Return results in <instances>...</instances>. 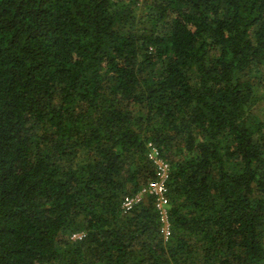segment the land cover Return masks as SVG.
Returning <instances> with one entry per match:
<instances>
[{"label":"trees","instance_id":"1","mask_svg":"<svg viewBox=\"0 0 264 264\" xmlns=\"http://www.w3.org/2000/svg\"><path fill=\"white\" fill-rule=\"evenodd\" d=\"M0 264H264V0H0Z\"/></svg>","mask_w":264,"mask_h":264},{"label":"built area","instance_id":"2","mask_svg":"<svg viewBox=\"0 0 264 264\" xmlns=\"http://www.w3.org/2000/svg\"><path fill=\"white\" fill-rule=\"evenodd\" d=\"M147 159L154 171L153 178L143 185L138 193L126 196L122 199L120 209L122 213H129L140 205L146 198L153 200L154 209L159 216L162 238L165 241L171 236L169 216L168 184L171 177V168L168 161L163 157L160 150L152 143L147 144ZM85 233L76 232L70 237L72 241H80Z\"/></svg>","mask_w":264,"mask_h":264}]
</instances>
